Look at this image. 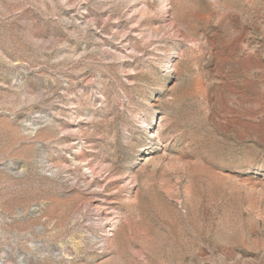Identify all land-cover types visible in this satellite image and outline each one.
<instances>
[{"label":"rangeland","instance_id":"obj_1","mask_svg":"<svg viewBox=\"0 0 264 264\" xmlns=\"http://www.w3.org/2000/svg\"><path fill=\"white\" fill-rule=\"evenodd\" d=\"M0 264H264V0H0Z\"/></svg>","mask_w":264,"mask_h":264},{"label":"bare ground","instance_id":"obj_2","mask_svg":"<svg viewBox=\"0 0 264 264\" xmlns=\"http://www.w3.org/2000/svg\"><path fill=\"white\" fill-rule=\"evenodd\" d=\"M154 136H155V134L152 135V137H154Z\"/></svg>","mask_w":264,"mask_h":264}]
</instances>
